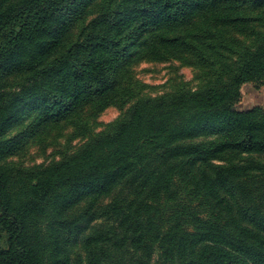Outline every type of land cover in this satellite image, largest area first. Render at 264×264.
Returning a JSON list of instances; mask_svg holds the SVG:
<instances>
[{
    "label": "trees",
    "instance_id": "obj_1",
    "mask_svg": "<svg viewBox=\"0 0 264 264\" xmlns=\"http://www.w3.org/2000/svg\"><path fill=\"white\" fill-rule=\"evenodd\" d=\"M95 1L0 0V83L27 80L0 96V161L44 125L128 102L120 75L135 44L156 61L189 56L208 79L195 91L138 98L54 164L0 168V264H72L78 241L82 264H151L155 252L159 264H264V161L211 164L228 151L264 160V109L234 110L243 86L264 87V0H120L67 45ZM204 12L222 14V30L203 33L207 43L137 42ZM108 197L112 225L83 236Z\"/></svg>",
    "mask_w": 264,
    "mask_h": 264
},
{
    "label": "rangeland",
    "instance_id": "obj_2",
    "mask_svg": "<svg viewBox=\"0 0 264 264\" xmlns=\"http://www.w3.org/2000/svg\"><path fill=\"white\" fill-rule=\"evenodd\" d=\"M120 0H96L90 5L84 18L73 28L66 38L67 45H77L91 24L106 14ZM221 7H215L217 10ZM209 11V10H208ZM207 11V12H208ZM221 13L207 15L205 12L196 14L184 27L168 29L164 32L144 33L138 39L143 43L152 36L173 38L187 35L190 39L207 43L202 36L206 30L213 32L215 28L222 30L219 24ZM217 26V27H216ZM195 36L199 37L196 38ZM128 61L122 67L120 79L121 89L128 91L129 100L101 102L88 105L75 112L57 124H47L40 127L26 140L22 150L16 155L0 161V168L7 171H25L54 164L64 157L76 154L92 137L102 133L110 124L116 122L138 98H157L171 94L183 88L195 91L205 84L208 79L207 69L198 65L196 61L185 55L178 59L156 61L147 53L145 45H134L130 48ZM125 77L127 78L125 80ZM26 78L15 76L0 83V96L17 92L26 83ZM128 88V89H127ZM264 87L255 90L252 85L241 88V99L234 106L236 111H246L253 107L264 109ZM28 118L16 130L23 129ZM14 134V131L12 132ZM216 137L204 141H215ZM264 161L256 156L239 154L234 151L224 153L212 165L227 166L249 162ZM108 197L99 202L96 207V218L88 224L82 233L85 236L93 229H105L112 223L103 215L104 209L111 201ZM83 207V206H82ZM6 237L0 234V248H5ZM72 264H82L83 254L78 243L71 252ZM158 253H153L151 264H159Z\"/></svg>",
    "mask_w": 264,
    "mask_h": 264
},
{
    "label": "crops",
    "instance_id": "obj_3",
    "mask_svg": "<svg viewBox=\"0 0 264 264\" xmlns=\"http://www.w3.org/2000/svg\"><path fill=\"white\" fill-rule=\"evenodd\" d=\"M264 89V88H263Z\"/></svg>",
    "mask_w": 264,
    "mask_h": 264
}]
</instances>
